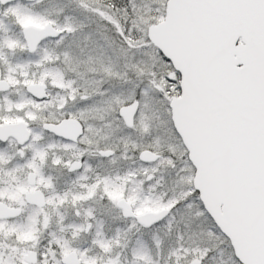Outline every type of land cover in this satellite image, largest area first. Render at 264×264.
Listing matches in <instances>:
<instances>
[{"label": "snow or ice", "instance_id": "6c2138e0", "mask_svg": "<svg viewBox=\"0 0 264 264\" xmlns=\"http://www.w3.org/2000/svg\"><path fill=\"white\" fill-rule=\"evenodd\" d=\"M0 264H264V0H0Z\"/></svg>", "mask_w": 264, "mask_h": 264}]
</instances>
